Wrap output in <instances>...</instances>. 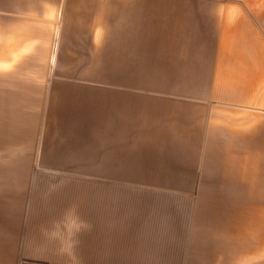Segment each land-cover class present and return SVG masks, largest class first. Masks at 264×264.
<instances>
[{"label": "rangeland", "instance_id": "1", "mask_svg": "<svg viewBox=\"0 0 264 264\" xmlns=\"http://www.w3.org/2000/svg\"><path fill=\"white\" fill-rule=\"evenodd\" d=\"M258 2L264 6V0ZM110 6L67 13L63 0L43 14L0 13V264H227V255L228 264H264V244L254 247L264 239L252 233V248L241 249L249 235L218 219L232 210L237 222L251 207L264 208V158L262 181L251 189L249 207L246 198L235 196V205L224 206L222 199L213 202L203 196L210 190L200 189L202 181L226 187L227 196L240 183L208 166L216 162L208 148L227 147L232 141L214 140L220 136L207 132L204 137L213 140L201 141L199 149L189 135L146 133L137 137L171 140H139L131 143L137 148L127 149L129 143L119 134L115 168L137 173H98L114 169L107 158L115 138L114 121L108 117L114 105H202L205 131L214 122L240 129L257 119L249 106L264 105V85L246 99L211 93L157 96L144 84L125 94L115 84L113 61L98 54L114 22L113 16L104 23L96 18L113 12ZM101 108L107 113L103 125ZM77 113L86 115L76 120ZM144 128L140 125L139 130ZM177 137L187 140L176 142ZM99 154L106 164L100 163ZM130 155L138 157L130 160ZM234 155L242 161L245 153ZM152 168L170 173L163 179L144 174ZM157 181L193 188L157 189ZM71 192L78 194L77 201L67 200Z\"/></svg>", "mask_w": 264, "mask_h": 264}, {"label": "crops", "instance_id": "2", "mask_svg": "<svg viewBox=\"0 0 264 264\" xmlns=\"http://www.w3.org/2000/svg\"><path fill=\"white\" fill-rule=\"evenodd\" d=\"M62 1L0 0V13L43 14L55 10ZM258 1L255 0L253 6H246L240 2L227 4L220 0H64V5L67 13H72L81 8L100 9L106 5L112 7L113 4V12L102 13L96 18L98 23H104L107 22L106 17L113 16L114 22L113 27L105 34L103 39L106 43L98 48V54H103L106 60L113 61L115 84L121 85L125 94L135 93L134 89L144 84L148 93L157 96L166 93H211L222 97L230 95L234 99H246L264 85V6ZM14 7L17 9H12ZM86 20L81 19L83 23ZM159 104L114 105L115 107L109 110L108 117L114 121L112 133L115 138L112 139L113 153H109L107 158L111 159L109 163L114 169H99L98 173H137L129 167L125 168L126 170L115 168L120 148L119 134L129 143L127 149L137 148L131 143H137L139 140H171L166 137L140 139L137 137L140 133L153 136L189 135L188 140L194 143L195 149H199L201 141L213 140L212 137H204L206 134L203 133L207 132L211 136H220L214 140L232 141L227 147L217 144L208 148L216 158V162H210L208 166L230 173L240 183L237 181L238 187L233 188L238 193L233 191L232 195L230 193L227 196L226 187H214L215 182L202 181L200 189L210 190L203 196L213 202L222 199L224 206L235 205L236 197L244 200L246 198L249 207L251 189H258L262 181L260 159L264 158V105H250V111L254 112L257 119L240 129H236L235 124H229L226 129L221 125L223 123L214 122L210 125L212 128L205 131L207 117L204 106L165 105L163 102ZM84 110L86 112V109ZM101 110L100 120L102 119L103 125L107 113H103V108ZM244 112L249 113V109ZM84 115L86 113H77L73 118L79 120ZM140 125L146 126V131L145 128L139 130ZM199 134L203 137H199ZM173 140L186 141L187 138L177 137ZM241 151L245 155L242 161H238L234 154ZM99 155L100 163L105 160L106 164L103 155ZM137 157L138 155H130L127 158L131 160ZM123 163L131 162L128 160L121 162ZM169 173L170 171L163 168H152L144 172L155 179H163L160 177ZM157 182L161 184L157 189L193 188L191 185L180 183L172 185L174 182L171 181ZM106 184L105 182L103 185ZM102 189L106 190V186ZM109 189L114 190L117 187ZM102 195L99 192V200L103 198ZM77 197L78 194L74 192L66 196L67 200L72 202L77 201ZM81 200L80 202L84 201L83 198ZM84 214L87 216L88 213ZM237 218L236 222L231 210L230 213H222L218 219L226 220L229 229L249 235V241L239 244V248H252V233L264 239V208L251 207L246 215L242 214ZM211 226L209 228L213 231ZM263 244L264 242L258 241L254 247Z\"/></svg>", "mask_w": 264, "mask_h": 264}]
</instances>
